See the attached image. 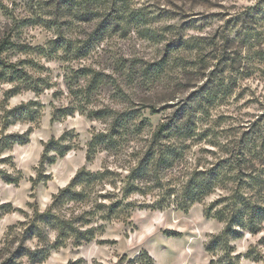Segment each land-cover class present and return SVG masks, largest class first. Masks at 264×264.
I'll return each instance as SVG.
<instances>
[{
  "label": "clouds",
  "instance_id": "9594fccd",
  "mask_svg": "<svg viewBox=\"0 0 264 264\" xmlns=\"http://www.w3.org/2000/svg\"><path fill=\"white\" fill-rule=\"evenodd\" d=\"M0 264H264V0H0Z\"/></svg>",
  "mask_w": 264,
  "mask_h": 264
}]
</instances>
